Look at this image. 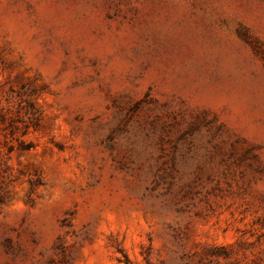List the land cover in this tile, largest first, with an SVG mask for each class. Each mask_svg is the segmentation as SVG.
<instances>
[{
    "label": "rangeland",
    "instance_id": "1",
    "mask_svg": "<svg viewBox=\"0 0 264 264\" xmlns=\"http://www.w3.org/2000/svg\"><path fill=\"white\" fill-rule=\"evenodd\" d=\"M0 264H264V0H0Z\"/></svg>",
    "mask_w": 264,
    "mask_h": 264
},
{
    "label": "trees",
    "instance_id": "2",
    "mask_svg": "<svg viewBox=\"0 0 264 264\" xmlns=\"http://www.w3.org/2000/svg\"><path fill=\"white\" fill-rule=\"evenodd\" d=\"M24 149H27V147H23Z\"/></svg>",
    "mask_w": 264,
    "mask_h": 264
}]
</instances>
